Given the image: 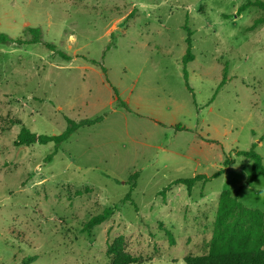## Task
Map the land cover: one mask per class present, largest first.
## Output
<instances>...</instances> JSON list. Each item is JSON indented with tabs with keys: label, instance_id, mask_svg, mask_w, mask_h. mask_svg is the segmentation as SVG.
Instances as JSON below:
<instances>
[{
	"label": "rangeland",
	"instance_id": "obj_1",
	"mask_svg": "<svg viewBox=\"0 0 264 264\" xmlns=\"http://www.w3.org/2000/svg\"><path fill=\"white\" fill-rule=\"evenodd\" d=\"M247 1L0 0L1 33L44 41L0 44V264H111L119 236L142 264H186L207 252L223 191L264 212V177L238 154L256 145L264 164V10L239 13ZM100 116L60 145L15 146L23 127L55 136ZM197 175L210 179L174 184Z\"/></svg>",
	"mask_w": 264,
	"mask_h": 264
},
{
	"label": "trees",
	"instance_id": "obj_2",
	"mask_svg": "<svg viewBox=\"0 0 264 264\" xmlns=\"http://www.w3.org/2000/svg\"><path fill=\"white\" fill-rule=\"evenodd\" d=\"M259 7L264 10V2L261 0L247 1L239 8V13L246 10L249 7ZM264 24V14L255 20L254 26ZM188 32L186 42L188 44V51L186 59L192 61L194 56L192 54V32L185 26ZM28 37L12 39L6 33L0 32V44L9 45L13 44L17 47L31 44L43 43V32L41 28H27ZM46 47L56 56L62 58L65 61H71L72 56L66 52L58 49L53 43H45ZM110 48V46L108 47ZM94 64L99 65V62L92 61ZM104 73L106 69L103 68ZM227 75V68H225ZM224 77V82L226 79ZM186 84L188 85V77L185 75ZM116 96V105L119 108L130 111L129 105L121 100L118 96L117 89H113ZM104 116L97 117L95 119H82L75 121L67 118L68 126L66 130L55 136L37 135L32 133L29 129L23 127L18 134L15 146H31L35 143L47 144L54 142L56 145H60L67 141L77 130L83 127H90L96 125L104 120ZM21 124L18 119H11L9 125ZM177 131L186 130L185 127L176 126ZM256 145L249 151L238 152L239 155L253 162V176L252 179L257 176L264 177V164L263 159L259 153L255 150ZM50 159V157L48 158ZM234 160L226 158L224 166L228 167ZM225 172V168L220 169L216 176H220ZM139 172L134 173L130 179L131 183L130 193L126 196L125 201H132L131 193L136 188V181L138 179ZM205 175H197L190 179H180L174 184H184L188 187L189 191L200 181H209ZM171 188V185L166 188L161 194ZM113 213V209L109 208L104 210L101 214L92 217L83 227V231L90 232L95 226H98L105 222ZM170 239V244L175 245V238L170 231H167ZM106 254L111 259V264H142L144 262H150L153 259L151 257L144 258L143 256H134L126 252V241L123 236H119L108 246ZM34 258H30L32 260ZM184 261L186 264H264V212L250 208L239 201L237 196H234L230 191H223L219 197L217 214L214 222V232L208 243L207 252L203 255L188 254L185 256Z\"/></svg>",
	"mask_w": 264,
	"mask_h": 264
}]
</instances>
